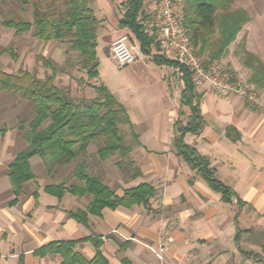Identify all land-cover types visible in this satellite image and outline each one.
<instances>
[{
    "label": "crops",
    "instance_id": "obj_1",
    "mask_svg": "<svg viewBox=\"0 0 264 264\" xmlns=\"http://www.w3.org/2000/svg\"><path fill=\"white\" fill-rule=\"evenodd\" d=\"M247 1L237 0L235 8L249 11ZM92 2L90 7L102 21L104 32L115 38L134 36L119 27L127 10L126 0L120 6L122 10L113 3L97 8ZM252 22L251 16L244 27L247 50L264 61L251 47L248 29ZM134 37L133 41L139 43ZM237 38L235 49L242 39ZM139 49L135 63L144 72L149 69L153 73L152 79L161 92L135 107L129 104L131 98L125 89L118 88L120 92L114 93L109 89L127 108L133 123L137 140L131 158L137 173L125 178L118 160H113L114 156L101 160L98 149L91 151L92 143L87 155L97 153L98 169L94 171L88 161L83 162L88 173L101 178L117 196L141 184L153 186L155 195L147 205L105 207L91 213L88 209L94 195L74 194L73 186L84 183L75 176L68 181L62 175L63 168L71 163L60 166L48 154L30 160L34 178L16 197L12 193L10 165L25 148L18 149L17 141L11 137L5 142L6 132L0 138V264H93L97 255L95 242L100 243L102 253L98 264H264V92L261 91V105L256 106L238 94L218 96L209 84L196 89L204 128L200 134L186 135L185 141L210 161L218 179L240 199V203L235 198L225 202L177 154L174 124L180 111L186 113L184 123L191 113L181 104L184 83L180 73L174 65H157V52L152 50L147 55ZM230 54V58L221 60L249 80L251 71L242 65L235 50ZM151 56L152 61H146ZM169 73L181 81L179 92L173 83L168 84ZM35 162L40 167L36 165L38 174ZM105 165L111 169H105ZM61 182H66L61 197L46 190ZM77 211L87 212L85 223L71 215ZM163 240H170V246L160 258L156 251Z\"/></svg>",
    "mask_w": 264,
    "mask_h": 264
},
{
    "label": "trees",
    "instance_id": "obj_2",
    "mask_svg": "<svg viewBox=\"0 0 264 264\" xmlns=\"http://www.w3.org/2000/svg\"><path fill=\"white\" fill-rule=\"evenodd\" d=\"M145 1L126 0L127 10L119 27L132 32L139 41L142 52L149 55L153 50V39L144 33L141 25V19L145 16ZM236 2L237 0H187V28L192 45L198 53L209 52L212 58L218 60L229 53L230 46L251 21L249 11L236 9ZM33 14V22L11 19L4 22V25L14 29L17 34L29 33L35 29L34 36L45 42L68 40L72 49L82 56L88 77H99L97 47L102 21L90 7V0H65L64 9L53 12L35 5ZM235 54L242 65L251 71L249 82L264 92V61L247 50L246 35L237 45ZM13 59L17 61L18 57L13 54ZM44 61L45 64H50L47 60ZM154 62L159 66L174 65L161 56H156ZM180 76L184 83L181 104L188 107L191 113L184 123V112L180 111V117L174 124L177 154L197 170L210 188L221 194L225 202L235 198L240 203L233 189L218 179L216 169L211 166L210 161L185 141L186 135L200 134L203 131L204 121L191 73L182 68ZM0 88L16 96L21 95L33 103L34 115L28 124L29 130L23 134L28 146L17 154L10 165L9 177L12 193L16 197L23 193L24 184L34 178L30 160L35 156L44 157L50 154L57 164L65 166L76 158V147L85 155L89 145L98 139L104 140L103 145L98 148V155L102 160L115 155L125 158L132 152V147L126 143L119 128L120 124L129 125L132 136L137 140L128 110L104 84L95 88L97 97L77 100L56 85L55 74L40 80L25 70L11 74L0 69ZM21 123L23 125L24 121ZM5 133V129H0V138ZM74 176L84 183L73 186L74 194L94 195L88 209L91 213H99L105 207L147 205L156 192L150 184H141L125 190L123 196H117L101 178L88 173L85 162L76 167ZM65 185L66 182H61L47 186L46 190L61 197L65 192ZM15 202L16 200L13 201ZM71 215L80 222L87 221V212H71ZM240 233L238 230V239ZM68 245L70 244H66ZM95 245L97 255L93 264H98L102 253L100 243L95 242Z\"/></svg>",
    "mask_w": 264,
    "mask_h": 264
},
{
    "label": "rangeland",
    "instance_id": "obj_3",
    "mask_svg": "<svg viewBox=\"0 0 264 264\" xmlns=\"http://www.w3.org/2000/svg\"><path fill=\"white\" fill-rule=\"evenodd\" d=\"M92 1L94 6L101 9H104L105 4L113 3L116 4L119 10H122L120 6L123 3L125 4V0ZM242 2L244 1H240V3ZM246 3L253 19L248 29L251 47L264 58V0H248ZM35 5H39L45 11L53 12L55 10H63L65 0H0V69L2 71L17 74L19 70H25L40 80L46 76L55 74L56 85L60 89L68 91L77 100L97 97L98 94L95 88L100 87L102 84L108 86L113 93L120 92L118 88L125 89L126 94L131 98L129 104L135 107L141 105L143 100L146 101L149 97L151 98L150 95H156L161 92V87L156 86L157 82L153 81L152 78L154 76L149 69L144 72L142 66L137 63L125 68L118 66L111 54L113 42L117 38L112 37L102 29L99 31L97 47L100 76L90 79L82 63V56L78 51L72 49L68 40L63 42H45L34 36L35 29L29 33L17 34L14 29H10L4 25V22L11 19L33 22ZM151 8L152 4L150 0H146L145 11H150ZM244 33L243 29L238 36L243 38ZM133 42L139 45L137 41ZM234 43L230 46L229 53L221 59H227L232 56L230 54L231 50L232 52L236 50ZM153 51L156 53L155 50ZM13 54L18 57L17 61H14ZM152 57L151 59H146V61H152ZM221 59L219 61L223 67L234 71L230 63H224ZM44 60H47L50 64H45ZM234 72L238 75L236 71ZM169 76L168 84L172 85L173 83V88L179 92L182 85L181 81L176 75L169 73ZM240 77L245 79L242 76ZM257 91L261 93L260 90L257 89ZM33 115V103L31 101L24 99L21 95L16 96L0 88V129H5L7 132L5 142L11 137L17 141L18 149L26 148L28 141L24 138L23 134L29 130L28 124L32 120ZM184 117L186 118V113H184L182 118ZM21 121H24L23 125ZM119 128L125 137L126 143L134 149L136 147V140L131 134L129 125L120 124ZM103 142V139L92 142L91 151H96V149L103 145ZM76 152V158L71 162V165L63 168L64 172L62 175L64 174L63 176H66L68 181L70 180L68 178L74 177L76 167L83 161H88L89 166L94 171L98 169V166L95 167L97 153L87 155V152L84 155L78 151V147H76ZM114 158L113 160H118L119 169L123 172L125 178L137 173V168L132 162L131 154L125 158L115 155ZM91 159L94 161H91ZM34 165L35 173L38 174V168L40 167L36 162ZM104 168L111 169L109 165H105Z\"/></svg>",
    "mask_w": 264,
    "mask_h": 264
},
{
    "label": "built area",
    "instance_id": "obj_4",
    "mask_svg": "<svg viewBox=\"0 0 264 264\" xmlns=\"http://www.w3.org/2000/svg\"><path fill=\"white\" fill-rule=\"evenodd\" d=\"M150 3L151 10H146L141 19L144 33L153 39V50L173 62L178 73L181 74L182 68L187 69L196 89L209 84L218 96L238 94L251 104L261 105V93L252 83L223 67L209 52L195 50L187 28V0H150ZM111 54L118 66L125 68L136 62L140 49L132 36L125 34L113 42ZM169 246L170 240L160 243L156 251L160 258Z\"/></svg>",
    "mask_w": 264,
    "mask_h": 264
}]
</instances>
